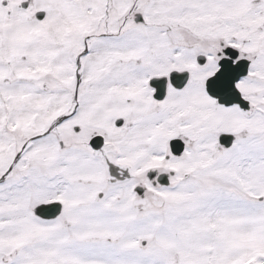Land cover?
I'll return each mask as SVG.
<instances>
[{
  "label": "snow or ice",
  "instance_id": "snow-or-ice-1",
  "mask_svg": "<svg viewBox=\"0 0 264 264\" xmlns=\"http://www.w3.org/2000/svg\"><path fill=\"white\" fill-rule=\"evenodd\" d=\"M0 264H264V0H0Z\"/></svg>",
  "mask_w": 264,
  "mask_h": 264
}]
</instances>
